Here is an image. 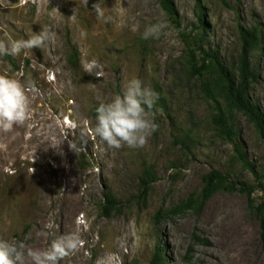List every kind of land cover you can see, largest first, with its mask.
I'll list each match as a JSON object with an SVG mask.
<instances>
[{"label": "rangeland", "instance_id": "obj_1", "mask_svg": "<svg viewBox=\"0 0 264 264\" xmlns=\"http://www.w3.org/2000/svg\"><path fill=\"white\" fill-rule=\"evenodd\" d=\"M97 2L0 0V39H27L42 26L55 32L43 49L0 57V74L24 83L31 101L24 126L0 131V238L46 249L79 220L83 247L60 264H95L106 252L122 264H151L158 251L166 264H264L255 211L264 179L260 187L236 150L264 176V140L227 104L223 83L201 69V48L236 67L241 28H258L263 43L251 55L250 96L264 115V0H172L176 19L161 0H99L105 20ZM160 20L165 34L142 39L145 26ZM71 47L79 68L69 62ZM91 61L103 66L102 77L84 71ZM131 79L157 94L151 118L158 129L144 147L109 148L93 134L92 111ZM220 108L233 141L214 124ZM147 170L154 180L145 189ZM214 171L226 179L206 197ZM106 193L122 205L109 217L101 209Z\"/></svg>", "mask_w": 264, "mask_h": 264}, {"label": "clouds", "instance_id": "obj_2", "mask_svg": "<svg viewBox=\"0 0 264 264\" xmlns=\"http://www.w3.org/2000/svg\"><path fill=\"white\" fill-rule=\"evenodd\" d=\"M88 5V0H84ZM97 18L105 20L99 0L93 4ZM110 19V18H107ZM168 27L160 20L145 26L141 36L144 40L159 39ZM138 24L132 30L136 31ZM0 39V57H16L23 50L41 48L54 42L55 32L42 26L39 33H33L27 39ZM84 71L94 73L97 78L103 76V66L97 61L83 65ZM157 94L144 87L139 79L129 80L123 87L122 94L115 95L110 102H100L96 108L93 134L98 136L109 148L130 149L144 147L148 138L158 129L151 118ZM31 118V101L26 92V85L20 80L0 74V131L10 132L17 126H24ZM51 230L52 224L46 225ZM30 237H26L27 240ZM80 234V222L74 231L55 236L46 249L32 248L24 241H10L0 238V264H60L66 257L75 254L83 247ZM95 264H122L121 257L114 252H106L98 257Z\"/></svg>", "mask_w": 264, "mask_h": 264}, {"label": "trees", "instance_id": "obj_3", "mask_svg": "<svg viewBox=\"0 0 264 264\" xmlns=\"http://www.w3.org/2000/svg\"><path fill=\"white\" fill-rule=\"evenodd\" d=\"M161 3L165 10L174 19L177 18V12L175 10L172 0H161ZM200 22L203 28H205L204 18L205 16L200 14ZM263 41L261 39L258 28H241L240 30V44L241 52L239 54L237 66H232L231 68L225 66L221 59H219L213 52L206 51L201 48L203 54V64L201 66L202 70H208L213 73L218 80L223 83L221 91L227 104L241 112L247 117V119L254 125L259 136L264 140V115L260 111L257 104L251 99V85L256 80V74L251 65V55L252 53L261 47ZM70 64L75 67H80L79 50L76 47H71V54L69 56ZM208 63V64H207ZM197 63L194 61L193 69H196ZM92 114L96 117V108L93 109ZM214 124L218 127L220 135L224 136L230 141H233L235 136V130L230 125L228 119L226 118L222 109H219L218 115L214 117ZM240 158L245 163V165L253 172L254 176L260 187H263L264 176H260L252 165L249 164L245 155L241 152L239 148H236ZM226 176L218 171H214L206 179V197H208V190L211 189L213 182L215 180H225ZM154 180V174L152 171L147 170L141 179L143 187L146 189L148 185ZM248 189V195L251 196L253 189ZM102 214L105 217L111 216L115 212H120L122 209L121 203L117 198L111 194L106 193L104 195V202L101 206ZM177 211V209H176ZM257 216L260 219L261 233L264 238V197L260 204L255 207ZM160 214H157L156 220H159ZM151 264H166L165 257L161 251H158L151 262Z\"/></svg>", "mask_w": 264, "mask_h": 264}]
</instances>
